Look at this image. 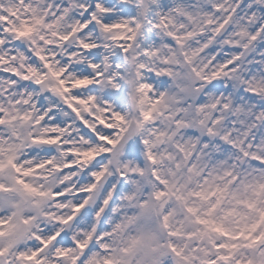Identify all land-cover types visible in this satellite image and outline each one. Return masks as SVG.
Wrapping results in <instances>:
<instances>
[{
	"label": "snow or ice",
	"instance_id": "6c2138e0",
	"mask_svg": "<svg viewBox=\"0 0 264 264\" xmlns=\"http://www.w3.org/2000/svg\"><path fill=\"white\" fill-rule=\"evenodd\" d=\"M0 264H264V0H0Z\"/></svg>",
	"mask_w": 264,
	"mask_h": 264
},
{
	"label": "clouds",
	"instance_id": "9594fccd",
	"mask_svg": "<svg viewBox=\"0 0 264 264\" xmlns=\"http://www.w3.org/2000/svg\"><path fill=\"white\" fill-rule=\"evenodd\" d=\"M203 60V57L196 59L197 65ZM201 88V84L194 76H189L187 83L184 85L183 92H179L176 88L169 85L163 89L154 88L152 91L153 98L156 97L157 93H163L161 101L159 103L158 111L154 114L155 119L149 122H144L141 114L142 107H148L147 104L140 105L139 103L130 104L129 107L125 108V116L127 118V124L125 125L124 135L128 141H136L137 139L143 141L148 139L150 145L153 146L157 151L167 149L175 152V148L172 143H165L163 149L161 144L157 141L154 136L153 130L155 131H169L172 127V121L169 119V115L177 113L178 109H184L185 115H189L197 104L200 92L198 89ZM171 162L162 164L163 169H167ZM146 167L151 168V164H146ZM164 174L163 172L161 173ZM54 212H59V209L55 208V204L50 206ZM52 221L48 218L40 216L36 221V227L50 226ZM19 243H28V237L22 236L18 239Z\"/></svg>",
	"mask_w": 264,
	"mask_h": 264
}]
</instances>
